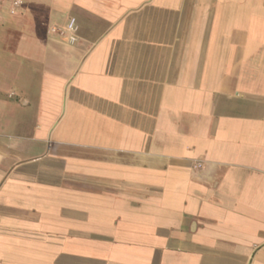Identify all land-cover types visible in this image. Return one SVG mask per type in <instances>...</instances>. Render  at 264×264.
Returning <instances> with one entry per match:
<instances>
[{
  "label": "crops",
  "instance_id": "1",
  "mask_svg": "<svg viewBox=\"0 0 264 264\" xmlns=\"http://www.w3.org/2000/svg\"><path fill=\"white\" fill-rule=\"evenodd\" d=\"M0 264H264V0L4 6Z\"/></svg>",
  "mask_w": 264,
  "mask_h": 264
},
{
  "label": "built area",
  "instance_id": "2",
  "mask_svg": "<svg viewBox=\"0 0 264 264\" xmlns=\"http://www.w3.org/2000/svg\"><path fill=\"white\" fill-rule=\"evenodd\" d=\"M25 1L26 0H0V18L4 6L8 5L10 8V13L13 15L16 13L18 8L24 5ZM51 32L57 34L61 41L70 45H75L78 40L79 27L76 19L72 18L65 28H52Z\"/></svg>",
  "mask_w": 264,
  "mask_h": 264
}]
</instances>
